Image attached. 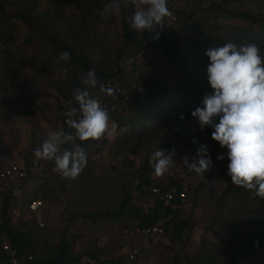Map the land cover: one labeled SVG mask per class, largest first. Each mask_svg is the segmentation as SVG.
Listing matches in <instances>:
<instances>
[{
  "label": "rangeland",
  "instance_id": "obj_1",
  "mask_svg": "<svg viewBox=\"0 0 264 264\" xmlns=\"http://www.w3.org/2000/svg\"><path fill=\"white\" fill-rule=\"evenodd\" d=\"M178 10L189 9L190 0H172ZM240 3H228L230 9L251 8L264 12V0H244ZM91 0H6L4 7L9 15H28L32 23L41 16H49L48 33L58 31L62 42L70 45L80 41L81 23L86 22L90 31L97 35L96 43L87 52L93 65H103L116 57V51L122 46L120 14L110 15L103 24L92 23L87 7ZM130 17L135 8L127 0H123ZM56 5L61 7L58 17ZM206 4L199 5L204 9ZM169 28L173 26L169 25ZM177 27V26H176ZM175 27V28H176ZM34 27L23 22H11L0 16V159L3 162L21 164L27 160L49 131L60 128L74 129L66 123L62 113L69 107L65 92L68 76L51 70L44 62L51 50L45 39L37 37ZM136 33V32H135ZM138 34V33H137ZM140 35V34H138ZM30 41L26 42V37ZM122 75L130 83L128 88H121L119 80H113L111 88L120 89L123 94L134 90L138 83L135 77L141 71L161 77L170 83L177 82L179 75L169 62L154 49L133 60H118ZM66 86L68 88H66ZM74 89L71 87V90ZM101 89V88H100ZM77 113L71 119L78 120ZM112 122V121H111ZM218 122V121H217ZM207 128L203 130L197 121L179 124L172 123L155 134L147 133L140 139L117 144L118 131L112 136L99 141L75 140L61 146L72 149L80 144L91 165L94 183H77L73 179L64 178L50 167V185L55 187L56 178L64 186V190H56L49 201L36 193L43 206L38 213L44 225L35 227L28 225L32 232L33 243L40 245L43 241L55 244L62 230L67 232L71 249L79 253L90 249H101L100 257L114 258L127 256L133 248L139 249L134 264H191L197 254L214 251L212 264H228V259L219 244L227 239L231 227L241 228L245 211L241 201H219V196L226 188L230 176L227 174L229 159L227 148L218 152L208 143ZM201 145H207L212 167L204 176L188 172L182 157H196ZM169 146L175 148V165L163 176L157 177L151 166L152 179L166 182L170 179L180 180L192 189L201 186V191L193 201L182 208L184 216L189 217L194 225L185 231L182 242L172 241L166 236L139 238L127 234L134 222L127 213L116 214L123 200L125 191H130L132 203L144 209L149 205L144 196L132 190L137 183L135 170L147 160L158 148ZM222 155L224 158L218 160ZM193 161L190 159L189 163ZM36 182L29 181L17 197L27 200L33 194ZM43 187V186H42ZM35 194V192H34ZM38 194V195H37ZM251 210L257 208L255 200L248 204ZM85 214H91L89 217ZM250 217V215L248 216ZM237 233L240 242L253 233V224H246ZM2 233L0 232V241ZM233 245V243L231 244ZM39 251V247H38ZM132 263V262H131ZM236 264H264V244L252 256L239 260Z\"/></svg>",
  "mask_w": 264,
  "mask_h": 264
},
{
  "label": "trees",
  "instance_id": "obj_2",
  "mask_svg": "<svg viewBox=\"0 0 264 264\" xmlns=\"http://www.w3.org/2000/svg\"><path fill=\"white\" fill-rule=\"evenodd\" d=\"M190 1L191 7L183 10H178L172 0L168 1L171 6L176 8L179 21L176 25H172V28H169L166 23L162 30L157 28L156 31L160 35L158 39H155V33L145 32L143 35H138L131 30L127 8L123 0H120L121 10L119 14L123 43L116 51V57L111 60L108 59L103 65H93L91 63L87 51L94 46L98 37L88 29L86 22L81 23L80 41L75 45H68L62 42L61 34L58 31L48 33V24L53 17L51 19L49 16L43 15L35 23L30 21L28 15L19 14L13 17L8 14L4 7L6 0H0V16L8 18L11 22H23L28 27H34L35 30L33 31H35L37 37L46 40L51 53L45 58L44 62L53 71L56 70L62 73H65V70L67 71L69 79L67 85L70 86L65 92L67 100L72 99L74 89L71 90V87L82 86L80 82L87 72L89 70L95 71L97 85L89 91L94 98L99 99L103 107L109 109L110 119L117 125L118 136L116 141L120 145L140 139L147 133L155 134L156 131L162 130L172 123L187 124L196 121L191 115L192 111L197 107H203L202 100L204 96L213 92L207 77V67L210 63L206 55L207 49L222 46L227 42L235 43L238 46L255 42L260 47L261 55L264 56V12L247 7L239 11L226 7L231 2L244 5V0ZM108 3H111V0H91L87 10L90 13L89 17L92 23L100 25L105 22V19L101 17V13ZM204 4L206 6L199 14L200 9L198 6ZM56 7L58 17H61V7L57 5ZM25 41L29 42L30 37H26ZM150 49H154L174 67L179 75L177 82L170 83L161 77L141 71L135 77L138 86L126 95L120 89L117 91L113 88L116 97L113 99L101 91V84L105 85L113 80L121 81V88H128L130 83L123 77L118 60L129 58L133 60ZM63 51L71 53V60L67 62L59 60V54ZM137 87L143 88L145 93L143 98L138 95ZM66 88L68 87L66 86ZM72 106L78 107L75 103ZM77 113L80 116L79 110ZM181 116L184 119H181ZM64 131L72 133L67 128ZM213 131V128H207L208 143L218 152L222 147L211 138ZM166 149H169V146H163V150ZM32 157H34V154L21 164H27ZM149 160L135 170L137 183L132 187V190L138 192L139 196H144L148 200L149 205L145 209L141 206H135L132 203L130 191H125L119 211L116 214L128 213L134 224L140 227L151 225L160 216L172 214V217L168 220L170 228L165 231L163 236L172 241L182 242L185 231L191 229L194 222L189 217L184 216L182 208L176 211L165 209L163 212L161 201L150 192V185L155 179H152L150 175L151 164ZM8 164V162H3L0 159V165ZM92 164L93 161L87 155V164L78 177L73 179L74 182L87 183L88 186H91L95 180L92 175ZM51 166H55L54 161L48 160L42 176H29L27 180L19 185L0 181V232L2 233L0 245L7 240L18 252L30 253L33 257L30 264H134L126 261L127 256L100 257L99 252L101 249H90L75 253L71 249L67 232L64 230L60 233L55 244H47L46 241H43L40 245L34 244L31 236L32 232L28 226L38 227L33 220L10 221L11 210L17 206H21L23 210L26 209L29 201L39 199L36 197V193L41 198L49 201L55 195L56 190H64V186L56 178H53L56 184L55 187L50 185L49 172ZM29 181L36 182V185L31 197L25 201L17 197V192H22L25 184ZM183 184L185 183L177 179L160 182L163 190H179ZM188 188L187 203L190 197L194 201L198 192L202 190L201 186L192 189L188 185ZM227 200L241 201V206L245 211L244 219L240 221L241 228L246 224H253V227H255L253 233L246 236L242 242L236 237L242 229L238 226L231 227L232 231L228 233L227 239L219 244V248L226 254L228 264H236L239 260L254 255L258 248L264 244V199L253 198L250 191L235 186L230 178L226 188L219 196L220 202ZM251 200H255L257 203V208L254 211L247 205ZM85 215L84 217L91 216V214ZM249 215L250 217H248ZM257 242L258 246H256ZM232 243L233 245H231ZM214 254V251L197 254L191 259V264H212ZM2 258L3 254L0 249V259Z\"/></svg>",
  "mask_w": 264,
  "mask_h": 264
},
{
  "label": "clouds",
  "instance_id": "obj_3",
  "mask_svg": "<svg viewBox=\"0 0 264 264\" xmlns=\"http://www.w3.org/2000/svg\"><path fill=\"white\" fill-rule=\"evenodd\" d=\"M135 10L128 18L131 30L143 35L145 32L155 33L158 39L163 29L165 18L172 15L168 0H127ZM120 0H111L104 6L102 19L119 14ZM209 58L207 77L213 92L206 94L202 100L203 107H197L191 115L201 130L205 126L214 131L211 138L222 148H227L229 159L227 174L235 186L251 192L252 197L264 199V56L261 55L257 43L251 42L237 45L227 42L222 46L206 50ZM60 61L71 60V53L63 51L59 54ZM64 75H67L65 70ZM81 85L73 90L69 107L62 113L67 125L74 129V134L67 133L63 128L49 131L41 144L34 149L38 160L54 161L56 173L64 178L75 179L87 164V153L80 144L72 149L61 146L75 140L99 141L112 136L117 128L111 122L109 109L103 107L98 98L89 91L97 85L94 70H89L81 80ZM101 91L115 99V90L100 85ZM76 104L78 107L72 106ZM79 110L80 118L71 119ZM181 119H184L181 116ZM218 121V122H217ZM175 148L165 151L158 148L150 156V164L157 177L163 176L175 165ZM222 155L218 160H222ZM192 163H189V160ZM188 172L198 176L211 169L212 161L207 145H201L196 157H182ZM258 246V242L257 245Z\"/></svg>",
  "mask_w": 264,
  "mask_h": 264
},
{
  "label": "built area",
  "instance_id": "obj_4",
  "mask_svg": "<svg viewBox=\"0 0 264 264\" xmlns=\"http://www.w3.org/2000/svg\"><path fill=\"white\" fill-rule=\"evenodd\" d=\"M169 1V0H168ZM168 7L172 13L170 17L165 18L167 25H176L179 21V17L176 13V8L171 6L168 2ZM110 87V83L105 84ZM119 91V89H116ZM138 95L143 98L145 93L143 88H136ZM48 160H38L35 156L30 159L27 164H13L0 165V181L5 183H14L19 185L28 179L29 176L39 175L42 176L46 169V163ZM151 194L158 198L163 206V212L165 209H172L176 211L183 208L188 201L189 188L187 184H183L179 190L170 189L163 190L158 180H153L150 185ZM43 202L39 199H34L28 202L26 209H22L21 206L13 208L10 212V221L15 222L20 219H31L38 226L44 225L43 219L38 215ZM172 217V214L168 216L158 217L151 225L137 226L134 224L130 229L126 231L127 234H132L139 238H148L152 236H163L165 231L170 228L168 220ZM3 258L0 259V264H30L33 257L30 253H20L16 248L12 247L10 242L5 240L0 245ZM139 254L138 248H133L127 255L126 261L128 263L133 262Z\"/></svg>",
  "mask_w": 264,
  "mask_h": 264
}]
</instances>
